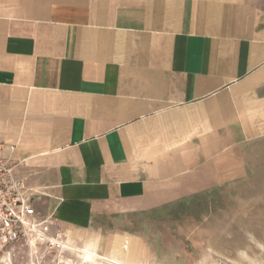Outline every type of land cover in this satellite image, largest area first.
I'll list each match as a JSON object with an SVG mask.
<instances>
[{
	"label": "crops",
	"instance_id": "1",
	"mask_svg": "<svg viewBox=\"0 0 264 264\" xmlns=\"http://www.w3.org/2000/svg\"><path fill=\"white\" fill-rule=\"evenodd\" d=\"M0 136L76 228L229 182L264 139V0H0ZM67 239L145 263L128 234Z\"/></svg>",
	"mask_w": 264,
	"mask_h": 264
},
{
	"label": "rangeland",
	"instance_id": "2",
	"mask_svg": "<svg viewBox=\"0 0 264 264\" xmlns=\"http://www.w3.org/2000/svg\"><path fill=\"white\" fill-rule=\"evenodd\" d=\"M240 155L244 166L229 182L148 212L104 217L92 228L59 224L40 206V230L0 247V264H110L67 250L69 234L91 231L101 235L102 250L118 234L130 235L145 251L136 258L144 264H264V139L245 144Z\"/></svg>",
	"mask_w": 264,
	"mask_h": 264
},
{
	"label": "built area",
	"instance_id": "3",
	"mask_svg": "<svg viewBox=\"0 0 264 264\" xmlns=\"http://www.w3.org/2000/svg\"><path fill=\"white\" fill-rule=\"evenodd\" d=\"M15 148L0 136V247L26 239L44 224L38 221L37 202L47 194L17 175L20 162L14 158Z\"/></svg>",
	"mask_w": 264,
	"mask_h": 264
},
{
	"label": "bare ground",
	"instance_id": "4",
	"mask_svg": "<svg viewBox=\"0 0 264 264\" xmlns=\"http://www.w3.org/2000/svg\"><path fill=\"white\" fill-rule=\"evenodd\" d=\"M39 226V227H38ZM38 226L36 227L38 230H40V227L42 226V223H40V224H38ZM71 246V245H70ZM87 250V249H86ZM82 251H84V250H82ZM88 251V250H87ZM85 254V253H84ZM87 254H88V252H87ZM92 254V253H91ZM92 255H94V254H92ZM91 256V255H90ZM93 257V256H92ZM96 257V256H95ZM100 257V256H99ZM81 260H88L89 258H88V256L87 255H82L81 256ZM102 259H105V258H102ZM101 259V260H102ZM108 261V260H107ZM86 262H88V261H86ZM110 262V261H109ZM90 263V262H89ZM106 264V263H105ZM111 264V263H110ZM117 264V263H116Z\"/></svg>",
	"mask_w": 264,
	"mask_h": 264
}]
</instances>
